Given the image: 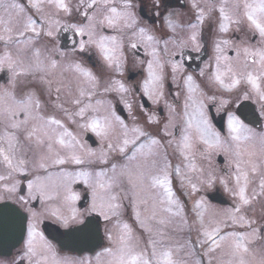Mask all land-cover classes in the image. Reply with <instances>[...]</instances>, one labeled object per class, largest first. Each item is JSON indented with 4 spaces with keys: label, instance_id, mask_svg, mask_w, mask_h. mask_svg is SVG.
I'll list each match as a JSON object with an SVG mask.
<instances>
[{
    "label": "snow or ice",
    "instance_id": "1",
    "mask_svg": "<svg viewBox=\"0 0 264 264\" xmlns=\"http://www.w3.org/2000/svg\"><path fill=\"white\" fill-rule=\"evenodd\" d=\"M97 6L103 10L100 16L95 11L90 15L88 10ZM133 7V0H120L119 6L116 0H80L75 11L81 13L82 19L61 24L53 17L61 12L71 16L73 10L66 0H0V72L7 76L0 84V201L4 202L0 207V236L9 221L26 230L21 264L25 260L28 264H93L91 260L76 262L59 257L40 225L51 220L67 236L87 235L93 229L89 218L97 216L106 222L108 244L96 253L95 264H192L184 256H191L193 248L184 249L193 241L189 238L185 244L169 243L171 237L166 231L176 217L182 225L188 224L186 206L173 190L174 174L182 188L187 185L191 189L184 195L190 196L201 188L212 189L218 181L234 198L233 206L223 213L212 209L205 196L193 202V223L199 225L193 247L203 250L206 264H264V223L259 222L264 220V130L257 132L250 127L244 113L229 112L226 136L222 135L209 119L203 94L198 95L199 85L190 74L183 77L182 112L177 114L175 107L167 105L168 122L159 138L138 124L129 126L110 103L102 99L93 102L101 87L104 93L130 91L111 76V71L123 74L125 30H132L128 47L138 50L143 46L145 57H151L138 60L142 65L146 63L139 91L154 103L164 96L165 63L157 50L160 40L137 26ZM191 7L196 11L194 22L188 24L190 34L179 42L173 37L165 39L163 52H168L169 43L181 49V55L188 47L200 52L205 21L209 26L214 24L221 34L228 33L233 25L240 32L246 25L244 36L237 42L214 41V67L209 80L227 92L246 86L242 99L255 96L264 114V0H205V7L192 0ZM165 22L175 32L176 26L167 17ZM103 28L119 35H104ZM61 30L82 37L78 49H72L74 53H84L91 47L97 50L103 66L110 70L103 85L100 76L68 58L55 43L42 55L36 47L39 38H54ZM253 38L255 44L250 42ZM229 48L235 52L234 57L227 54ZM57 55L59 60L54 58ZM169 63L175 82L183 63ZM64 73H72V79L67 80ZM200 75H205L204 69ZM180 95V91L175 93L176 100ZM208 99L214 100L215 96ZM124 102L131 115L132 105ZM224 103L221 101V107ZM66 104L74 108L70 110ZM49 108L53 111L49 112ZM56 112L63 113L66 119L59 118ZM177 115L183 121L178 140L169 130L176 127ZM66 121L80 131L70 130ZM148 123L158 121L150 116ZM83 132H91L99 139V150L86 145L81 138ZM169 136L173 138L162 142ZM174 143L186 161L183 166H173L168 157L167 148ZM198 146H203L202 159L212 153L227 156L234 182L231 188L224 177L204 175L203 168L195 163ZM65 165L85 167L68 171ZM189 173H199L195 182ZM81 183L84 194L90 197L84 211L77 207L81 192L73 188ZM125 200L133 209L135 228L123 219ZM34 201L39 203V210L29 206ZM8 202L19 205L26 216L8 207ZM256 204H260L259 216ZM10 264L17 262L12 260ZM194 264H205V260L196 259Z\"/></svg>",
    "mask_w": 264,
    "mask_h": 264
},
{
    "label": "rangeland",
    "instance_id": "2",
    "mask_svg": "<svg viewBox=\"0 0 264 264\" xmlns=\"http://www.w3.org/2000/svg\"><path fill=\"white\" fill-rule=\"evenodd\" d=\"M152 1H153V3H155L157 0H152ZM21 2L25 3V2H27V0H21ZM66 2L69 4L70 8L73 10L71 16H68V15L64 14L63 12H61L58 16H54L53 18L59 19L61 24L77 23L79 20L82 19L81 13H79V15H78V12L75 11L77 6L80 5V0H66ZM116 4L119 6L120 0H116ZM133 5H134L133 11L135 12V16L137 19V26L146 28L148 30V34L154 35L157 39L160 40V43L157 45V50L160 52L162 62L165 63V70H164L165 71V79H166V76H169V79L172 80L171 66H170L169 62L171 60H174V58H173L174 55L178 54L180 52V49L176 45L169 43L168 52L165 54L163 52L164 40L169 39L171 32H170V35L168 34V38H166L164 35L165 34L164 31H162L161 23H158V24L153 23L151 25V23H148V21H146L140 17V15L138 13L139 4L137 3L136 0H133ZM187 9L189 11L190 8H187ZM83 10L84 9L81 7V12ZM49 11L50 10L47 7L44 8L45 13H48ZM88 11H89L90 15L93 14V12L95 11L97 16L99 17L100 13L103 10L100 9L99 7H97V9H89ZM145 11L147 13H148V11H150L155 16V19L159 20V18L157 16L159 10H150V9L147 10V9H145ZM177 14H178L177 10L169 11V14L168 15L165 14L164 17L165 18L167 17L174 24L175 21H177ZM33 15L36 18H40V14H38V13L33 12ZM67 19L68 20L70 19V21H67ZM166 25L167 24H166L165 19H164V27ZM243 26L246 28V25H243ZM101 31L103 32L104 35H119V33L115 32L111 29H108V28H103V29H101ZM66 34H67V32H64L63 30H61L58 34H56L54 36V38L46 37V36L42 35L39 38L36 47L41 49V52L43 55L45 53V50L51 49L53 46V43H55L56 47H58L61 51H64L68 58L75 59V60L79 61L80 63H82L85 68L92 70L91 68H89V67H91V65L88 62L91 60L87 61V59H85L86 57L82 56L83 53H79L78 51L74 53L72 51V49L74 47H72V46H67V47H64L65 49H62L61 46L58 44V39L61 40V38H63ZM131 34H132V30H125V32L123 34V39H124V44H125L124 55L126 58L125 63L123 65V74L121 75L119 73L111 71L112 78L121 80V82H123L125 84V86L130 89V91L128 93H123V94L122 93H115V92L104 93L103 87H101L100 89L97 90V96L94 98L93 102L95 101V99H102V100L110 103L111 106L116 110L117 115L121 116V118L124 119L126 121V123L129 124V126H132L133 124H138L145 131L149 132L150 134H152V135L158 134V138H159L160 132H162L164 129L161 127L164 117H160L158 110L164 111L165 106H166V97L170 96V94L175 95L177 87L175 86V83L173 82L171 87H169V89H168L167 87H165L166 80L164 79V89H163L164 96L162 99H160L159 103H154L152 99H149L147 96H144L139 91V86L142 83L144 77L146 76V71H145L146 63L142 65V64L138 63V60L146 61L147 59H150L151 57H145L143 46H141V48L138 50H133L130 47H128L129 38L131 37ZM77 37L79 40L82 39V37H80V36H77ZM171 37L175 38L176 40H178V39L180 40L179 30L177 29V27H176L175 32L172 33ZM85 39H87V37H85ZM70 40H71V36H70ZM137 42H139L138 38H137ZM252 44H255V42ZM75 48L78 49V44L75 46ZM162 52H163V54H162ZM86 53L88 54V56H89V54H93V57H95V64H96L97 68L93 69L92 71H93V73H95L96 75H98L102 78L101 79V85H103L104 82L108 79V73L110 70H107L103 66V62L101 61V59L98 55V52L94 47L87 49ZM54 58H56L58 60L60 59V57L58 55ZM135 71H141V73L137 77L135 76L134 77L135 79L133 78V80L127 79V75L130 73L134 74ZM72 75H73L72 73H64V76L67 78V80H71ZM209 87L210 88L207 90H201L200 89V92L198 93V95L200 93H202L204 97L206 95L207 96H215V98H218V100L220 102L222 101V98H226L227 95H229V92L225 91L224 89H222L220 87L217 89L216 86L212 82L209 84ZM212 87H214V88H212ZM166 88L168 90V93L165 90ZM211 91H212V93H211ZM232 92H235V90ZM211 94H213V95H211ZM181 95L184 97V92H182ZM141 96H143L146 99V101L149 103L148 104L149 106L144 107V103H143V100L141 99ZM122 97H123V101H122ZM54 98L55 97H53V99ZM251 98H252L251 100L253 101V103L255 105H257L256 97L252 96ZM174 100H175V102L177 101L175 97H174ZM124 101H126L128 104L132 105L131 115L129 114V110L126 108ZM65 107H68L70 110H72L74 108V106H72L71 104H66ZM176 110L179 111V109H176ZM48 111L52 112L53 109L49 108ZM178 111H176V113L179 114ZM56 115L61 119H66L63 116V113H61V112H56ZM88 115H91V113H89ZM150 116L154 117L155 120L158 121V123L149 124L148 118ZM166 116L168 119V111L166 112ZM176 118H178V120L181 121V125L183 126V121L180 119V117L176 116ZM75 119L80 120L79 117H76ZM176 120L177 119H175V121ZM80 122H83V121H80ZM66 123H67L70 130L77 131V132L80 131L75 124H72L71 122H68V121H66ZM178 129L180 130L179 127H178ZM255 130L257 131V129H255ZM83 133H87V136H88L87 137L88 139L87 138L83 139V141L86 143V145L88 147H91L94 150H99L101 147V143H100L99 139L91 132H83ZM179 134H180V132L177 135H179ZM224 136H226V134H224ZM172 138L173 137H171V136L168 137V139H172ZM174 145H175V143H174ZM202 149H203V146H198V148H197V152H196V156H195V163L197 164V166L199 168H203L205 176L208 173H212L216 177H224L226 180L229 181L228 186L231 188L233 186L234 182L230 179L227 156L223 152H221L220 154L212 153L207 158L202 159L200 156V152L202 151ZM170 150L171 149L169 148L168 151H170ZM217 155H219L221 158L224 159L223 164H217L216 163L215 160H217ZM180 163H182L181 166H183V164L186 163V161H184L183 157H181V156H180ZM83 167L84 166H76V165L71 166L72 171L78 170V169L83 168ZM53 170L51 169V171H53ZM189 174L193 177L194 182H195V177L197 175H199V173H189ZM173 177L175 178L174 174H173ZM198 187H200L199 184H198ZM250 188H251V186H250ZM174 190L176 192L180 191L183 194L184 198L186 199L185 202L181 199V202L184 203L186 206V213L185 214L187 215V218H188V224L182 225V222H181L179 217L174 218L173 224L166 229L168 235L171 237V240L169 241V243L185 244V241L189 240V238H190L193 241V244L186 245L184 251H187L188 248H193V254L191 256H184V258L187 260H190L192 262V264H194L196 259H204L205 264H206V258L202 257V255H201L203 250L201 248H199L198 246L193 247L194 242H195L197 235H198L197 229L199 228L198 224L193 223L194 214L191 212V209L193 207V202L196 199H199L201 196H205L206 199L208 200V202L210 203L212 209L223 213L225 210H227L233 206L234 198L228 191H225L224 186L221 185L218 181L215 183V185L212 189L205 190V189L201 188V191L196 192V193H191L190 196L184 195V193H185V191L191 192V189L188 188L187 185H185V187L182 188L180 182H178L175 185ZM215 190H218L219 192H221L223 194V196L229 201L230 206H220L216 203L211 202L207 198V194L212 192V191H215ZM255 206L257 208V211H259L260 204H256ZM142 208H143V206H141V209ZM249 215H251V213H249ZM257 216H259L258 212H257ZM259 222L264 223V220H260ZM107 227L110 228L111 224H108ZM180 227H182L183 230H179ZM136 230L138 233H142V230H140L138 228ZM144 239H145V241L147 240L146 235L144 236ZM217 254H219V250H218ZM181 255H183V251L181 252ZM224 258L227 259V257H224ZM213 264H216V262L213 261Z\"/></svg>",
    "mask_w": 264,
    "mask_h": 264
},
{
    "label": "flooded vegetation",
    "instance_id": "3",
    "mask_svg": "<svg viewBox=\"0 0 264 264\" xmlns=\"http://www.w3.org/2000/svg\"><path fill=\"white\" fill-rule=\"evenodd\" d=\"M136 1L140 6L143 7L144 10L145 9H147V10L148 9L159 10L158 15H157L159 20H156L153 13L148 11V13L146 12V14L149 17L146 19V21H150L151 25L153 23L154 24L161 23L162 31H164V33L167 34V35H165L166 38H168V34L170 35V32H171L170 37L172 36V33H173L172 29L168 28L167 25L164 27V19H165L164 15L165 14L168 15L169 11H175V10L178 11L177 21H175L174 25L179 30L180 39H182V38L186 39L187 36L190 34L191 30L188 28V24L190 22H194V15H195V11H196L195 9H192V7H191L192 0H159V6L158 7L156 6L157 1L155 3H153L152 0H136ZM198 2L200 4V7H205V0H198ZM213 3H219V0H213ZM187 8H190L189 11ZM205 10H207V9L205 8ZM216 15H218V13H214V16H216ZM67 21H68V19H67ZM235 28H236V26L233 25L228 33L221 34V33H218L214 24L209 26L208 21H205V25L203 26V30H202L203 34H202V37L200 38V42L202 44V48H201L200 52H195L192 50L191 47H188V48H184L182 50L183 55H181L180 54L181 49H180V52L178 54H175L173 58H174V60H181L182 61V63H183L182 71H181V73L178 74L177 80L175 82L173 80H170L169 76H166L165 87H167L169 89V87H171L172 83L174 82L175 86L177 87L176 92L180 91L182 93L183 89H184L183 77L185 75L190 74V75H193L195 83L199 85V89H201V90L209 89L210 88L209 84L211 83V81L209 80V76H210L211 71L214 67V61H213V57L215 55V53H214V41H216L217 39H228L230 41L237 42L241 37L244 36V31L246 30V28L242 25L243 30L240 32L235 31ZM68 35H70V34H68ZM73 36H74V41L77 43L76 35H73ZM72 41H73V39H72ZM177 42H179V39L177 40ZM250 42L256 43V39L253 38V39H251ZM60 43L64 47L73 46V44L70 42V40H68L65 37L60 40ZM76 43H74V45H76ZM226 51H227V54L229 56H235V52L231 48L226 49ZM162 54H163V52H162ZM201 69L205 70L204 76L200 75ZM226 82H227V80H226ZM215 86L217 89L219 88L218 85H215ZM242 87H245V86H242ZM167 88L165 90L168 93ZM212 88H214V87H212ZM242 91H243V89L238 90L233 96H229L227 98H222V101L225 102L223 107H221V102L218 100V98H215L214 100H209L208 97H210V96H207V95L205 97L203 96V99H204V102L206 105L205 110H206V113H207L209 119L214 123L215 122L218 123L220 121V119L223 118L224 127H226L227 114L229 112L234 113L236 106L239 105V103L245 101L242 99V95H241ZM211 93H212V91H211ZM211 95H213V94H211ZM174 97H175V95H173V94H170V96H167L166 97V106H165L164 111L158 110L160 117H164L163 122H162V126H161L162 128H164V125L168 121L167 116H166V112L168 111L167 105H172L176 109H179V111L176 110L179 113L182 112V104H183L184 97L182 95H180V99L177 100L176 102L174 100ZM257 115H258V128H257V130L259 132V131L264 130V114L261 113L260 103H258ZM177 116L179 117V115H177ZM176 119L177 120L174 122L176 127L170 128V131L174 134L175 139L178 140L179 136H180V134L177 135L180 132L178 127L181 128L182 125H181V121L178 120V118H176ZM224 132H226V128H225ZM160 136H163V131L160 132ZM87 137H88L87 133H81L82 139H85ZM167 140H168V137H164V140L162 142L166 143ZM169 148L171 149V152H173V155H174L173 157L170 155V153L168 151ZM167 152H168V157L174 166L178 163L180 164V160H179L180 155H179V152L176 151V145L173 144L171 147H168ZM217 161H219L218 162L219 164H223L224 159L221 158L220 156H218ZM63 167L68 170L67 166H63ZM173 181L176 182L177 179L173 177ZM174 182H173V185L175 184ZM24 187H25V193L24 194H26V182H25ZM73 188L76 191L81 192L82 199L77 202V207L81 211H84L88 207V204L90 202V197L87 196L86 194H84V192H83L84 185L82 183L77 184V185H73ZM0 203H4V202L0 201ZM8 203L10 205L16 207L17 209H19L26 216V213L23 211L22 208H20L19 205L13 204L11 202H8ZM123 203L125 205L123 219H125L127 222L134 223V221L132 220L133 209L130 206L129 201L125 200ZM33 205L37 208V210H39L40 205L38 202L34 201L29 206H33ZM257 212L259 213V211H257ZM89 219L92 220V222L98 226V228L101 232V235H102V240H103L102 243L98 246L95 244H92L93 246L95 245L94 246L95 248H93V250H90V251L83 250L81 252H78L75 250H70L68 248L62 247L59 242L55 241V239L62 237L65 230L59 228L58 225H56L51 220H45L40 225V230L44 232L46 237H48L50 240H52V243L56 246V251H57V254L59 257L67 258L70 261H76V262H80V261L87 262V261L91 260L93 262V264H95L96 253L101 252L102 249L104 247H106L108 244V241L105 238L106 222L103 220L102 217H97V216L90 217ZM25 238H26V230L24 232L23 239L19 243V245L16 248H14L13 250H11L9 254H7L5 256H0V264H10V262L12 260H15L17 262V264H21L20 252L23 249V246H24L23 241ZM23 264H28V262L25 260V261H23Z\"/></svg>",
    "mask_w": 264,
    "mask_h": 264
},
{
    "label": "water",
    "instance_id": "4",
    "mask_svg": "<svg viewBox=\"0 0 264 264\" xmlns=\"http://www.w3.org/2000/svg\"><path fill=\"white\" fill-rule=\"evenodd\" d=\"M143 17L145 15L143 14ZM3 75H5L3 73ZM136 76V74H130L129 79H133ZM144 106H148L147 103H145V99H142ZM254 113V112H253ZM221 129V127L219 126ZM208 198L213 201L217 202L219 204H224L226 201L223 200L221 194L219 192H213L208 195ZM4 204H0V207H2ZM8 207L15 208L8 204ZM17 209V208H16ZM18 210V209H17ZM19 211V210H18ZM22 216H25L22 212H20ZM24 230L21 229L18 223L14 221H9L8 224L5 227L4 233L2 236H0V255H4L10 252L11 249H13L15 246H17L22 238H23ZM62 247L68 248L70 250H76V251H83V250H93L95 248V245H100L101 238L99 230L96 226L93 224V229L91 233L84 235V234H78L76 236H67L61 237L57 240ZM92 244H95L94 246Z\"/></svg>",
    "mask_w": 264,
    "mask_h": 264
}]
</instances>
